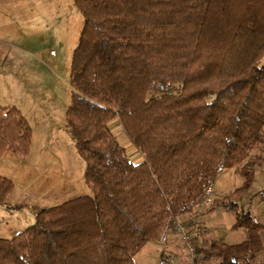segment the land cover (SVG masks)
Returning <instances> with one entry per match:
<instances>
[{"label": "trees", "instance_id": "obj_1", "mask_svg": "<svg viewBox=\"0 0 264 264\" xmlns=\"http://www.w3.org/2000/svg\"><path fill=\"white\" fill-rule=\"evenodd\" d=\"M74 3L84 23L66 126L93 194L38 209L28 229L0 237V264H136L211 178L242 162L244 184L208 210L234 211L232 227L247 228V237L212 238L197 253L214 264H264V223L239 210L260 165L251 154L264 151V0ZM115 117L142 161L111 131ZM32 136L19 108L0 105L1 156H28ZM14 189L0 174V206Z\"/></svg>", "mask_w": 264, "mask_h": 264}, {"label": "rangeland", "instance_id": "obj_2", "mask_svg": "<svg viewBox=\"0 0 264 264\" xmlns=\"http://www.w3.org/2000/svg\"><path fill=\"white\" fill-rule=\"evenodd\" d=\"M72 2L74 0H0V105L22 110L33 129L28 156H20L13 150L0 155V174L15 185L7 203L0 206V237L12 238L28 229L35 223L38 209L76 195L93 194L85 180V161L66 126L72 90L71 58L84 18L79 13L77 22L72 21L65 29L64 24L59 23L58 10L59 4H63L70 13ZM159 94L160 90L148 93L149 97ZM109 127L128 156L140 162L144 155L124 132L120 118L112 119ZM251 157L259 159L258 174L253 187L240 202L239 210L253 206L264 223V151L256 149ZM244 164L225 168L213 178L216 198L244 184L245 177L240 172ZM11 203L20 207L8 209L5 205ZM208 209L202 217L203 232L195 241L194 256L172 226L168 230L174 233L178 247L182 248L180 253L168 251L177 256V264H214L205 261L197 253V247L212 238L236 243L247 237V228L232 227L234 211L217 207L211 215L213 211ZM159 257L158 249L149 250L147 245L136 256V264H157ZM252 263L258 264V261L254 259Z\"/></svg>", "mask_w": 264, "mask_h": 264}, {"label": "built area", "instance_id": "obj_3", "mask_svg": "<svg viewBox=\"0 0 264 264\" xmlns=\"http://www.w3.org/2000/svg\"><path fill=\"white\" fill-rule=\"evenodd\" d=\"M215 200L213 178L210 179L201 196L195 201L192 210L186 214V219L176 217L172 228L181 236V239L190 253H195V241L202 236V217ZM189 258V257H188ZM192 260V259H191ZM178 259L172 252H163L157 264H177Z\"/></svg>", "mask_w": 264, "mask_h": 264}, {"label": "crops", "instance_id": "obj_4", "mask_svg": "<svg viewBox=\"0 0 264 264\" xmlns=\"http://www.w3.org/2000/svg\"><path fill=\"white\" fill-rule=\"evenodd\" d=\"M72 4H73V8H70L71 9V12L69 13V11H68V9H67V7L64 5L63 6V4H59V12H60V15H59V23H63L64 24V26H65V29L67 28L68 29V26L71 24V22L72 21H74L75 20V22H77V20H78V18H79V13H81L80 12V10L76 7V5H75V3L74 2H72ZM62 7L64 8V9H62ZM63 10V11H62ZM71 14V15H70ZM62 19H63V22H62ZM83 23H84V21H83V19H81V30H82V27H83ZM22 111V110H21ZM29 121V120H28ZM11 149H8L6 152H5V154L8 152V151H10ZM4 156V155H3ZM142 159L140 160V161H142L143 160V157H141ZM257 174H258V172H257ZM217 197H219V196H217ZM14 204L15 203H11V204H7V205H5L8 209H11L13 206H14ZM13 205V206H12ZM16 205V204H15ZM251 211L253 212V214L256 216V218L257 219H259L260 221H261V216L259 215L258 216V214L254 211V209H253V206H252V208H251ZM215 213V210L213 211V212H211L210 214L212 215V214H214ZM205 217H207V216H205ZM260 217V218H259ZM179 218H181V219H186V215H184V216H182V217H179ZM262 222V221H261ZM174 237H175V235H174V233H172V232H169L168 233V235H167V238H166V240L165 241H156V242H149L147 245H148V248H149V250H152L153 248H157L158 249V251L160 252V256L162 255V253L163 252H165V251H174V252H177V253H180L181 251V247H178L179 245L177 244V241L174 239ZM146 245V246H147ZM145 246V247H146ZM144 247V248H145ZM143 248V249H144ZM142 249V250H143ZM141 250V251H142ZM140 251V252H141ZM139 252V253H140ZM138 253V254H139ZM137 254V255H138ZM136 255V256H137ZM135 259H136V257H135ZM186 264V263H185Z\"/></svg>", "mask_w": 264, "mask_h": 264}]
</instances>
